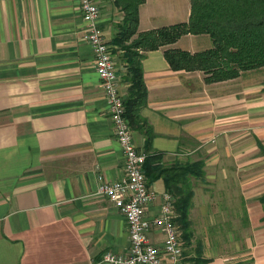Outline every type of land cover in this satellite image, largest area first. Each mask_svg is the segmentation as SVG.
<instances>
[{"label": "crops", "instance_id": "0c3cea01", "mask_svg": "<svg viewBox=\"0 0 264 264\" xmlns=\"http://www.w3.org/2000/svg\"><path fill=\"white\" fill-rule=\"evenodd\" d=\"M94 1L125 97L122 52L112 44L124 14L115 0ZM78 5L0 0V264H109L105 253L129 250L125 217L98 194L100 177L123 178L124 156ZM190 9V0H145L138 30L185 23ZM169 47L194 54L213 43L186 34ZM165 48L142 57L141 115L162 164L203 163V176L189 178L192 236L182 263L264 264V67L209 83L201 70H173ZM132 140L145 153L144 135L133 131ZM149 187L157 196L146 215L159 216L164 183ZM195 216H245L247 252L211 249L206 229L193 231ZM148 239L161 248L164 235Z\"/></svg>", "mask_w": 264, "mask_h": 264}, {"label": "trees", "instance_id": "16d2710c", "mask_svg": "<svg viewBox=\"0 0 264 264\" xmlns=\"http://www.w3.org/2000/svg\"><path fill=\"white\" fill-rule=\"evenodd\" d=\"M145 0H115L123 12L119 31L112 44L122 52L125 72L122 81L127 84L124 97L125 116L132 131L145 137L146 159L143 165L147 185L159 179L174 198L175 223L182 229V239L189 245L193 189L190 177L201 178L202 162L165 166L161 156L152 148L154 132L141 115L147 104L142 57L144 53L160 48L173 70H201L209 83L237 78L242 72L264 67V0H190V17L185 23L154 30H138L139 7ZM186 34H207L211 49L191 54L169 47ZM168 46V47H167ZM264 201V196L260 198ZM199 254V253H198ZM206 264L207 260H194Z\"/></svg>", "mask_w": 264, "mask_h": 264}, {"label": "built area", "instance_id": "2783aa9c", "mask_svg": "<svg viewBox=\"0 0 264 264\" xmlns=\"http://www.w3.org/2000/svg\"><path fill=\"white\" fill-rule=\"evenodd\" d=\"M85 23L84 39L90 45L95 69L108 102L110 119L116 141L124 156V176L116 182L99 178L98 194L104 196L125 217L129 232V250L125 256L111 252L103 255L109 264H183V244L175 223L174 198L170 193L160 194L161 214L146 215L147 207L157 196L147 185L143 165L146 154L139 151L133 139V131L125 116L124 97L120 93L118 74L113 59L112 46L98 25L100 9L94 0H77ZM164 235L162 247L153 245L148 234Z\"/></svg>", "mask_w": 264, "mask_h": 264}, {"label": "rangeland", "instance_id": "374dc122", "mask_svg": "<svg viewBox=\"0 0 264 264\" xmlns=\"http://www.w3.org/2000/svg\"><path fill=\"white\" fill-rule=\"evenodd\" d=\"M194 220V233L203 235L202 231L206 229L205 239L211 249L217 248L219 252L232 256L244 255L247 252L248 227L245 216H195ZM176 226L180 232L183 250L186 252V242L181 234L182 229L178 223ZM190 227L192 229V222H190ZM190 234L192 236L191 232ZM198 238L202 239V236Z\"/></svg>", "mask_w": 264, "mask_h": 264}]
</instances>
